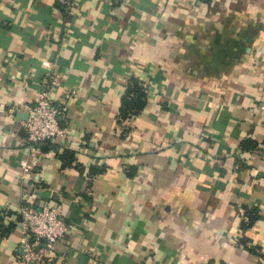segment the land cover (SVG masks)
Here are the masks:
<instances>
[{"label": "crops", "instance_id": "crops-1", "mask_svg": "<svg viewBox=\"0 0 264 264\" xmlns=\"http://www.w3.org/2000/svg\"><path fill=\"white\" fill-rule=\"evenodd\" d=\"M47 73L65 133L30 150ZM260 101L264 0H0V264L34 237L23 200L60 206L59 264H264Z\"/></svg>", "mask_w": 264, "mask_h": 264}, {"label": "built area", "instance_id": "built-area-1", "mask_svg": "<svg viewBox=\"0 0 264 264\" xmlns=\"http://www.w3.org/2000/svg\"><path fill=\"white\" fill-rule=\"evenodd\" d=\"M57 3L60 9L68 12L73 7V0H49ZM115 4H122L125 0H110ZM140 86L148 89L147 83L138 81ZM57 87V78L54 73H47L42 81L35 105L30 109L27 120L23 124L25 140L28 149L44 148L50 141L57 139L65 133L59 120L65 111V106L53 97ZM249 111L253 114L264 115V102L252 104ZM135 118L128 114L126 121ZM22 169L21 176L26 178L33 169L26 160L19 162ZM19 224L25 234H32L31 239L23 240L17 251L16 264H59L55 255L54 245L63 241L70 230V225L64 217L57 203H45L42 207L35 208L27 201H22L18 210ZM5 217V212L0 210V219Z\"/></svg>", "mask_w": 264, "mask_h": 264}, {"label": "trees", "instance_id": "trees-1", "mask_svg": "<svg viewBox=\"0 0 264 264\" xmlns=\"http://www.w3.org/2000/svg\"><path fill=\"white\" fill-rule=\"evenodd\" d=\"M139 80H131L125 90V95L123 97V117L128 118V114L131 113L136 117L140 109L142 108L147 90L140 86Z\"/></svg>", "mask_w": 264, "mask_h": 264}]
</instances>
